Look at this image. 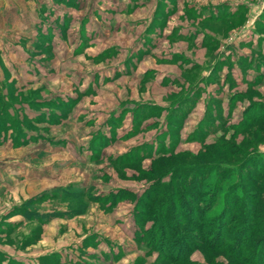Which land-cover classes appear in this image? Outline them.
<instances>
[{"label": "rangeland", "instance_id": "obj_1", "mask_svg": "<svg viewBox=\"0 0 264 264\" xmlns=\"http://www.w3.org/2000/svg\"><path fill=\"white\" fill-rule=\"evenodd\" d=\"M50 4L23 57L1 37L0 246L27 264H264V239L256 258L243 244L253 187L216 182L264 163V0Z\"/></svg>", "mask_w": 264, "mask_h": 264}, {"label": "trees", "instance_id": "obj_2", "mask_svg": "<svg viewBox=\"0 0 264 264\" xmlns=\"http://www.w3.org/2000/svg\"><path fill=\"white\" fill-rule=\"evenodd\" d=\"M261 117V119H262V117H263V119H264V116L262 115V114H260L259 115V118ZM228 149H226L225 151H227ZM253 158H256V157H253ZM253 158H249L247 161H244L243 163H244V165H242V166H240V165H236V169L238 168V173H241V174H244L243 172H244V168L245 169H248V171L250 172L249 174H248V176H249V179H243V175H240V178H241V180H233L234 179V177H233V175H231L230 176V174L229 173H224V174H222V175H220V176H218L217 177V180H216V182L217 183H219L220 182V186H221V190H225V188H227L228 186H230V185H232L233 183L232 182H234L235 181V183L237 182H239L240 183V181H241V185H242V191H246L247 190V188L249 187V185L250 186H252L253 187V193H252V204H251V207H250V209L248 210L247 209V211H248V216L250 217V218H252V220L253 219H255V220H257L256 222H254V225H253V227H252V224H250V226H249V228H248V230L246 231V233H247V235H245V237H244V241H243V244H246L245 242H246V240L248 239L249 240V238L251 237V239H253L252 240V242H251V239L247 242V244H246V246H245V249L246 248H250L251 250V254L253 253V251L254 252H256V254H254V256L253 257H255V256H259V247L258 246H260V241L258 242V241H256V243H255V239H259L260 237V239H264V234L262 233L261 235L262 236H260L259 234H260V232H259V234H258V232H257V230H260L261 228H263V222L262 221H260V219H259V214L257 213V207L258 206H260L261 207V210H264V198H263V195H264V187H259V184L261 183V181L262 180H264V163L260 166V167H258V168H256V167H251V165L253 164V160H255V159H253ZM250 168V169H249ZM256 168V172H254V173H256V177L253 175V170ZM241 171V172H240ZM198 174V173H197ZM202 178H204V179H202ZM184 179H186V177H184ZM206 178H205V176H202V177H200V179H197V176H196V174L194 175V177H193V181L191 182V186H189V187H193V189H194V193H196V195H201L202 194V192H201V190H200V188L202 187V185H203V181L205 180ZM197 180L199 181V186L197 185V183L196 184H194L195 182H197ZM203 180V181H202ZM195 181V182H194ZM186 183V181L185 180H183V184H185ZM216 183V184H217ZM236 183V184H237ZM193 184H194V186H193ZM200 185H201V187H200ZM188 186V185H187ZM223 186V187H222ZM200 187V188H199ZM218 189V188H217ZM219 191H220V188L218 189ZM240 190V189H239ZM238 190V191H239ZM65 193H67L68 191L67 190H65L64 191ZM148 192V191H147ZM147 192H145L143 195H142V197L140 198H138V199H140L139 200V202L137 201L136 203H135V208L138 210V212H136L135 213V218L136 217H138V216H141L140 215V212L141 213H145V211H147V209H148V211H150V215H155L154 214V212H153V208H148V204H147V201H149V199H150V197H151V199H153V195H154V193L156 192V187H153V188H151V191L150 192H148V195H146L147 196V198H146V196H144ZM187 192V191H186ZM201 192V193H200ZM69 193H67L66 195H68ZM217 192L215 191L214 192V197L216 198V196H217ZM186 196H187V200L188 201H193V204L194 203H196V197H195V195L194 194H192V193H190V192H187L186 193ZM64 198V197H63ZM63 198H61V199H63ZM145 198H146V202H145ZM74 200V199H73ZM72 199H70V200H68V201H73ZM109 200H112L111 198L109 199ZM109 200L107 201V202H109ZM229 200H231L229 203H231L233 200H232V197H230L229 198ZM114 201H118V198L116 197V198H114L113 199V202ZM96 202L97 203H102L103 202V199H100L99 198V200L97 199L96 200ZM212 202H214V200L212 201ZM147 204V205H146ZM227 205H228V203H227ZM215 206V203H212L211 204V206H210V208L209 207H204L201 211H202V215H197L196 216V218L198 219V220H200L203 216H204V214L205 213H207V211H209V210H211V208H213ZM243 207H245L244 205H242L241 206V208H243ZM240 207L238 208V209H241ZM166 210V203H164L158 210H157V212H155L156 213V220L157 219H159L160 221H162V219H165L164 217H165V211ZM226 210H228V208H224V212L226 211ZM73 214L72 215H76V214H78V213H80L78 210H77V208H74L73 209ZM137 213H139V214H137ZM176 218H177V220L178 221H181L182 220V218H181V216L179 215V212H177L176 213ZM235 218V217H234ZM232 219V217H231V212H229L228 214H226V213H221L220 214V222H221V224H220V228L221 227H223V228H225V226H228V225H230V224H235V222H236V220L235 219ZM136 220V219H135ZM137 222H139L138 221V219H137ZM186 224L187 225H189V226H196L195 225V222L193 221V219H186ZM153 224H156V223H154L153 222ZM155 227V226H154ZM153 227V228H154ZM222 229V228H221ZM168 230H169V228H168ZM226 230V229H225ZM245 232V231H244ZM234 239H236V236H235V238ZM218 242H219V245L217 246V250H219V251H222L223 249H224V245H223V241H226V239H225V237H222V239H221V237H219V239L217 240ZM164 243V242H163ZM257 244V245H256ZM163 246V245H162ZM245 249L241 252L243 255H244V251H245ZM235 252V251H234ZM174 256V255H173ZM173 258V257H172ZM256 258V257H255ZM173 259H180L181 260V258H179L178 256L177 257H175V258H173Z\"/></svg>", "mask_w": 264, "mask_h": 264}, {"label": "crops", "instance_id": "obj_3", "mask_svg": "<svg viewBox=\"0 0 264 264\" xmlns=\"http://www.w3.org/2000/svg\"><path fill=\"white\" fill-rule=\"evenodd\" d=\"M39 2H41V0H0V55H2L4 59V53L6 51H4L3 38H1L4 33L9 37L12 36V38L10 37L11 42H15V45L19 46L15 51V56L17 57H23L21 51L27 50L26 47L29 44L28 37L32 35L35 36V34L39 35V18L43 13H48V11H50L51 0H44V4L42 5H38ZM36 3L38 4L36 5ZM20 41H27L25 49L22 48L23 46ZM0 254V257L13 261L14 264H27V259H19L14 255V252L4 249L1 246ZM5 263L4 261L0 262V264Z\"/></svg>", "mask_w": 264, "mask_h": 264}]
</instances>
